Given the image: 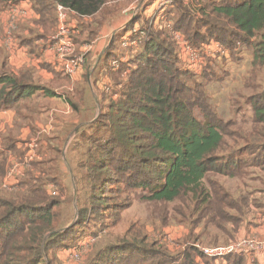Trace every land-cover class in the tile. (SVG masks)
Here are the masks:
<instances>
[{
  "label": "trees",
  "instance_id": "16d2710c",
  "mask_svg": "<svg viewBox=\"0 0 264 264\" xmlns=\"http://www.w3.org/2000/svg\"><path fill=\"white\" fill-rule=\"evenodd\" d=\"M23 1L30 2L39 15L37 24L51 28L55 6L83 20L95 17L111 0H0V4ZM140 21L138 15L123 31ZM160 22L154 25L144 20L146 39L117 68L111 66L118 58L116 37L104 54V75L93 83L101 111L87 126L94 134H83L86 159L77 166L80 179L75 176L74 223L60 226V200L54 194L63 186L59 179L46 177V163L33 164V170L12 191L1 186L4 165L0 163V264H61L59 251L74 245L79 252L78 240L118 224L123 206L108 199L115 191L142 189L146 191L142 199L148 203H178L174 213L192 236L200 225L202 234H209L211 226L221 229L235 219L231 211L245 214L250 196H233L218 177L240 180L250 169L264 174V85L247 98L250 117L223 120L206 84L217 78L214 61L226 55L207 59L198 71L187 69L165 25L171 24L195 47L218 44L233 61L240 60L241 49L251 54L248 88L264 70V0H193L188 4L176 0ZM77 31L73 40L79 48L91 44L98 33L89 23L78 25ZM3 79L10 80L0 91V103L7 105L24 88L13 77H1L0 82ZM104 81L111 82L108 91L99 86ZM49 182L57 190L49 192ZM110 207L116 210L111 209L115 220L107 224L104 217ZM159 223L162 228L168 226L167 212L163 211ZM152 240L138 231L97 253L93 246L83 253L94 255L89 264H215L193 247L174 254ZM235 264H241L237 257Z\"/></svg>",
  "mask_w": 264,
  "mask_h": 264
},
{
  "label": "crops",
  "instance_id": "0c3cea01",
  "mask_svg": "<svg viewBox=\"0 0 264 264\" xmlns=\"http://www.w3.org/2000/svg\"><path fill=\"white\" fill-rule=\"evenodd\" d=\"M121 1L123 0H111L104 8ZM150 1L142 0L144 4L150 3ZM2 5L4 6L0 9V51L5 55L0 60V78L13 77L14 81H17L24 88L22 95L14 101H10L7 105L0 103V163L4 165L1 186L7 191H12L18 184V180H22L26 177L27 172L33 170V164L44 162L46 167L48 166L46 161L50 160L49 157H51L49 147L53 148L51 149L52 153L58 150V143L60 144V138L63 135L60 132L62 129L63 132L67 130V136H64V147H69L73 141H76L77 131L82 127L85 128L88 124L85 116L88 109L83 102L86 95L91 96L94 89L91 76L97 73L100 76L99 79L103 77V57L119 28H114L112 31V28H109V21H103L102 30L98 32L96 39L91 44H84L80 48L75 44L77 49L73 56H68L62 60L57 51L60 15L58 6H55L54 9L53 26L46 28L37 24L39 15L35 13L30 2H9L2 3ZM104 8L99 13H102ZM99 13L93 18L80 20L72 11L65 9L64 14L67 17V24L72 31V36L74 37L78 33V31L74 32L78 25L82 23L92 24L91 22L99 16ZM151 15L152 13L146 11L145 17L142 19H147ZM159 20L155 22V25L161 24ZM92 25L93 27L99 26L95 22ZM103 31L111 34L107 44L106 37L102 36ZM81 51L84 52L82 56H80ZM115 51L117 53V50ZM239 52L240 56L245 50L241 49ZM229 54L226 52V60H229ZM79 56L80 65L73 73H69L67 66H69L70 61L79 60ZM220 59L222 58H218V60ZM92 60H97L99 66L90 72V61ZM36 76L41 78V81L45 77V80L51 85L40 84ZM82 80L84 81L81 82ZM9 81L3 79L0 82V91ZM77 83L79 85L75 88ZM82 83L84 87L80 88ZM98 84L97 88L101 85L98 86ZM72 95L79 97L78 103L71 99ZM42 100L44 101L42 102ZM97 103L99 105L98 97L94 101V105L97 106ZM248 109L251 116V108ZM72 119L76 125L74 131H71V123L67 122ZM73 133L75 136L72 135ZM66 154L65 148L62 149L60 158L62 159L63 155L64 159ZM53 159H56V156H53ZM14 167L18 168L20 172L11 175L9 172ZM38 174L36 173V176ZM72 175L70 172V179H72ZM46 177L52 178L50 173ZM69 177H64L63 181ZM48 187L49 192L57 190V186L52 182L48 183ZM227 190L235 197L242 194ZM231 214L235 219L225 222L221 229L211 226L208 231L209 234L203 233L207 235V239H202L203 242L200 241L203 235L202 225L195 229V244L216 246L246 237L264 239V178L260 188L250 196V205L245 214L240 215L236 211H231ZM146 235L150 240L152 239V234ZM184 235L186 237L187 233ZM185 248L180 244L176 249ZM236 257L240 259L241 264H264V252L257 254L253 261L248 255H235L228 259L227 264H235Z\"/></svg>",
  "mask_w": 264,
  "mask_h": 264
},
{
  "label": "rangeland",
  "instance_id": "374dc122",
  "mask_svg": "<svg viewBox=\"0 0 264 264\" xmlns=\"http://www.w3.org/2000/svg\"><path fill=\"white\" fill-rule=\"evenodd\" d=\"M142 0H123L121 2H117L114 5L108 6L104 8L102 13H99V16H97L94 21L91 23L99 24L96 30L99 32L102 30V22L103 21H109V28H112V31L114 28H121L120 26H123L127 22L133 21L138 15L141 18L145 17L146 11L153 13L157 10L156 6V0H151L150 3L144 4L143 6ZM4 5L0 4V9H2ZM142 9L140 10V8ZM138 12V14H136ZM140 12V13H139ZM110 14V16H109ZM136 14V15H135ZM111 19L109 20V18ZM161 18V19H160ZM164 17H159L158 19L162 20ZM159 20V21H160ZM104 25V23H103ZM117 30V29H116ZM103 31L102 36L104 35L106 37V44L107 40L111 38V34L104 33ZM129 33L128 30L122 31L119 33L116 32L114 37H116L115 45L116 50L119 53L118 50L122 54H127V50L121 49L120 43L123 40L125 36H127ZM98 35V33H97ZM96 35V37H97ZM113 37V38H114ZM96 39V38H95ZM77 49V48H76ZM138 52V51H137ZM84 55V52L81 51L80 53ZM120 54V53H119ZM4 53L0 51V60L4 58ZM80 56L78 57L80 59ZM251 54H249L247 51L241 53L240 60L239 61H233L229 58V60L225 61L224 58L220 60H215L214 63L216 64L215 67L212 68L214 70V74L216 75L213 83H207L206 84V90L208 92V95L211 99V102L213 106H215L219 114L221 113V117L223 120L227 121L229 119H236L238 121H241L242 119H246L250 117L249 115V107L247 105V98L253 93V89H258L263 87L264 85V70L260 71L258 73V77L253 80L250 84V87L246 88L245 83L249 80L251 75ZM85 59V57H84ZM87 59V58H86ZM81 60V59H80ZM99 64H97V60L90 61V69L91 72L95 67H98ZM97 68L95 69V71ZM38 74V72H36ZM40 77L39 75H37ZM36 76V78H37ZM97 78V79H96ZM100 78L99 74H95L91 76L92 84H96V80ZM223 78V79H222ZM253 78V77H252ZM46 78L43 77L42 81L41 78H37L38 82L40 84H44L45 86H50L51 84L45 80ZM220 79V80H219ZM82 80L81 82H83ZM102 83V82H101ZM79 85V83L75 84V88ZM84 84H80V88H83ZM91 94V93H90ZM91 97V98H90ZM97 93L92 91L91 96L86 95L85 100L83 104L88 109L85 113L86 120L88 124L85 126V128H80L77 131V139L76 141H73L69 147H64V136H67L66 131L63 132L60 131L63 135L60 138V144L58 143L59 147L58 150L55 153H52L53 149L52 147H49L50 160L46 161L48 162V171L52 177H55L59 179L61 182L60 192L58 194H54L55 198H58L60 200V208L57 210L58 212V219L60 221L61 228H64L67 224L74 223L76 219V184H75V176L80 179V171L77 167L79 162L82 160H85L84 157L85 150L87 147L82 146L81 143L83 142V134L91 135L94 134V130H91L89 127H87L90 123H92L95 118H97L100 114L101 108L99 107L98 103L97 106L94 105V101L97 100ZM78 96H71V99L76 101L78 103ZM96 99V100H95ZM44 100H42L43 102ZM239 109V110H237ZM82 116H84L83 113H81ZM85 120V119H82ZM63 122V121H62ZM68 123H71V131H74L75 124L73 122V119L70 121H67ZM248 127V125H246ZM76 133V132H75ZM75 133L72 135L75 136ZM72 136V137H73ZM65 148V152L67 151L66 156L62 155V149ZM61 150V151H60ZM56 156V159H53V156ZM48 158V159H49ZM55 158V157H54ZM67 163V164H66ZM69 166V167H68ZM70 172H72V179H70L69 175ZM69 177V179H66V181H63L64 177ZM264 178V174L258 170L250 169L246 172V175L240 179H229V178H221L218 177V180L221 184L226 185L225 188L231 190L233 193H243L245 192L247 195L251 196L254 194L258 188L262 185V180ZM227 179V180H226ZM61 189L64 191L62 192ZM146 191H143L142 189L137 190H121V191H115L113 194H110V198H108L111 202V204H117L121 203L123 207L119 209V215L120 219L118 220V224L115 226H108L105 231H103L101 234L94 236L89 235L84 237L82 240H78V242H81V244H87L91 243L90 246H93V250L95 253L104 250L105 247L107 248L108 245L116 244L119 240L124 238H132L133 235H135V232L138 233V231H141L144 234H152V239L157 240L159 243L161 241V245L164 248H168L171 252L176 254L178 251L176 248L182 244V247H193L197 248V251L199 252V244H195L194 239L195 236H192L190 234L189 227L185 225L182 222H178L179 217L174 213V208L178 205V203L174 204H153L148 203L142 199V196L145 194ZM79 196V195H78ZM116 211L113 209V207H110L109 214L106 213L104 217V222L107 224H110L113 222V211ZM163 211L167 212L169 215V224L168 226L162 228L161 224L159 223V219L163 213ZM108 212V211H107ZM162 212V213H161ZM175 219V221L173 220ZM59 226V227H60ZM133 227V228H132ZM135 230L129 234L127 233L130 229ZM187 229V231H185ZM185 233H184V231ZM186 237L184 234H186ZM92 234V233H91ZM127 236V237H126ZM207 239V235L203 234L201 236L200 241L203 242V240ZM152 240V242H153ZM206 244V242H204ZM89 245L86 246V249ZM89 246V247H90ZM74 245H71L65 249H62L58 252V261L61 264H87L94 255H84V253H79L75 248ZM88 247V249H89ZM205 247V246H204ZM175 250H172V249ZM70 250V251H69ZM99 250V251H98ZM78 253L79 260L76 261V258L73 257ZM201 254V253H200ZM202 255V254H201ZM203 256V255H202ZM206 257V256H204ZM206 257L205 259H207ZM210 259V258H209ZM229 260L225 259L222 261H215V264H227ZM90 263V262H89ZM88 263V264H89Z\"/></svg>",
  "mask_w": 264,
  "mask_h": 264
},
{
  "label": "built area",
  "instance_id": "2783aa9c",
  "mask_svg": "<svg viewBox=\"0 0 264 264\" xmlns=\"http://www.w3.org/2000/svg\"><path fill=\"white\" fill-rule=\"evenodd\" d=\"M182 1L185 4H188L193 0ZM175 2L176 0H156L157 10L155 13H153L154 15L147 17V19H143L141 23L137 22L132 29L128 30V35L125 36L120 43L121 49L127 50V54H122L120 50H118L120 54L117 52L118 58L112 61V67L117 68L121 60H125L129 56L132 57L134 53L138 51L143 40H145L147 37L146 26L145 28H143L142 26L144 20H150L151 24L154 23L155 25V22L159 17H164V15H166L175 6ZM58 8L60 11V15L59 36L57 37V51L61 59L64 60L68 56H73L76 50V46L73 40L72 31L67 24V17L64 14L65 8H63L62 6H58ZM141 9L142 7L140 8V10ZM136 14H138V12ZM129 23L130 22H127L126 24L121 26L118 31L122 32ZM165 27L168 29V32L172 36L177 48V54L187 69L198 71L201 69L202 64L207 59L215 58L217 57V55H226V50L218 44L198 48L193 46L189 42V40L181 33L174 31L171 24H167L165 25ZM80 62V59L70 61L69 66H67L68 72L73 73L74 70L80 65ZM110 87V81H104L100 85V88L105 91H108ZM19 172V169L14 167L10 170L9 173L12 175ZM90 244L91 243H88V241L87 244H82V249L79 251V253L86 252ZM87 245L89 246L86 249ZM198 249L199 253H201L203 256H206L215 261H222L227 257L234 255H248L250 256V260L253 261L257 254L264 252V239L246 237L216 246H199ZM73 257L76 258V261L79 260L78 253H76V255Z\"/></svg>",
  "mask_w": 264,
  "mask_h": 264
}]
</instances>
